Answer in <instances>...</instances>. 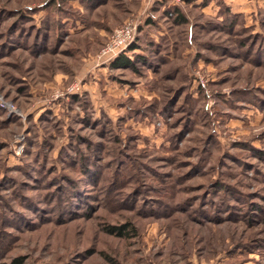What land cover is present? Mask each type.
Returning <instances> with one entry per match:
<instances>
[{
	"label": "rangeland",
	"instance_id": "1",
	"mask_svg": "<svg viewBox=\"0 0 264 264\" xmlns=\"http://www.w3.org/2000/svg\"><path fill=\"white\" fill-rule=\"evenodd\" d=\"M263 219L264 0H0V264H264Z\"/></svg>",
	"mask_w": 264,
	"mask_h": 264
},
{
	"label": "built area",
	"instance_id": "2",
	"mask_svg": "<svg viewBox=\"0 0 264 264\" xmlns=\"http://www.w3.org/2000/svg\"><path fill=\"white\" fill-rule=\"evenodd\" d=\"M138 24V19H128L116 27L97 53L96 60L100 63L106 62L124 51L134 39Z\"/></svg>",
	"mask_w": 264,
	"mask_h": 264
},
{
	"label": "trees",
	"instance_id": "3",
	"mask_svg": "<svg viewBox=\"0 0 264 264\" xmlns=\"http://www.w3.org/2000/svg\"><path fill=\"white\" fill-rule=\"evenodd\" d=\"M177 16H178V19L183 21L182 14L178 10H177ZM252 56H254V55H252ZM253 58H255V57H253ZM254 60H260V59H254ZM112 64L115 65V66H129L131 64V61L129 60L128 57H126L125 54L121 53L117 57H115V59L112 62ZM263 224H264V219H263ZM128 226H130V225H128L127 223H123V224H119V225H108L105 230H106V232H108L110 234H114V235L119 236V237H125V236H129L130 235V233L128 231L129 229L133 230L132 227H129V229H128ZM10 264H22V258L15 257L11 261Z\"/></svg>",
	"mask_w": 264,
	"mask_h": 264
}]
</instances>
